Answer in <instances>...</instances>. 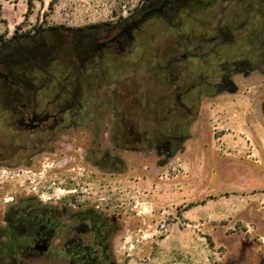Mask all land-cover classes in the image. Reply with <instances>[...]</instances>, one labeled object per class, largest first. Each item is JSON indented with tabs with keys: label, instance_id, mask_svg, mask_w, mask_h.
Masks as SVG:
<instances>
[{
	"label": "flooded vegetation",
	"instance_id": "1",
	"mask_svg": "<svg viewBox=\"0 0 264 264\" xmlns=\"http://www.w3.org/2000/svg\"><path fill=\"white\" fill-rule=\"evenodd\" d=\"M122 14L83 27L12 33L0 53V167L50 166L51 175L72 179L70 159L53 161L71 151L75 161L94 165L95 137L109 132L96 110L119 102L122 108L110 112L116 133L124 143L127 135L138 142L143 134L135 120L148 110L184 125L207 86L231 87L239 72L264 75V0H143ZM144 71L153 88L146 92L155 104L150 109L142 107ZM84 135L87 143L79 144ZM87 213L100 214L76 207L10 209L0 224V264L36 256L57 264H114L109 225L79 223Z\"/></svg>",
	"mask_w": 264,
	"mask_h": 264
},
{
	"label": "rangeland",
	"instance_id": "2",
	"mask_svg": "<svg viewBox=\"0 0 264 264\" xmlns=\"http://www.w3.org/2000/svg\"><path fill=\"white\" fill-rule=\"evenodd\" d=\"M142 2L0 0V53L14 31L114 21ZM148 75L143 72L146 109L155 106L147 99ZM232 81L223 90L207 86L184 125L150 110L137 115L138 142L127 135L124 143L116 133L111 113L122 105L102 104L106 110L96 113L109 132L98 136L100 147L95 137L94 165L75 161L71 151L53 161L70 159L72 179L51 175L50 166L0 167V224L16 207L94 209L100 214L82 215L79 223L109 225L114 264H264V75L239 72ZM78 143L85 145L87 135ZM52 263L36 256L16 264Z\"/></svg>",
	"mask_w": 264,
	"mask_h": 264
},
{
	"label": "trees",
	"instance_id": "3",
	"mask_svg": "<svg viewBox=\"0 0 264 264\" xmlns=\"http://www.w3.org/2000/svg\"><path fill=\"white\" fill-rule=\"evenodd\" d=\"M28 5H29V8H30V5H31V2L28 1ZM4 87H0V90H3Z\"/></svg>",
	"mask_w": 264,
	"mask_h": 264
},
{
	"label": "water",
	"instance_id": "4",
	"mask_svg": "<svg viewBox=\"0 0 264 264\" xmlns=\"http://www.w3.org/2000/svg\"><path fill=\"white\" fill-rule=\"evenodd\" d=\"M43 249H45V248H43Z\"/></svg>",
	"mask_w": 264,
	"mask_h": 264
}]
</instances>
